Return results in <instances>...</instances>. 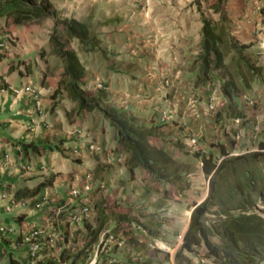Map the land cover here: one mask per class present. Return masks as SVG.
Masks as SVG:
<instances>
[{"label":"crops","instance_id":"0c3cea01","mask_svg":"<svg viewBox=\"0 0 264 264\" xmlns=\"http://www.w3.org/2000/svg\"><path fill=\"white\" fill-rule=\"evenodd\" d=\"M193 2L68 0V16L93 25L97 36L96 51L78 53L75 49L85 69L84 89L101 94L107 103L126 111L137 124L151 127L150 143L165 150L173 160L192 153L209 155L212 160L230 151L248 153L255 145L237 125L232 123L228 128L230 137L241 134L244 139L232 143L227 135L222 136L221 127L227 128L223 121L234 118L227 114L226 107L216 113L206 109L213 85L197 82L202 22ZM228 16L232 21L238 17L233 13ZM249 20L242 14L239 23ZM46 26L50 27V20ZM235 26L234 34L244 31L238 27L241 25ZM40 29L37 24L27 28L23 24H6V19L0 18L1 38L7 45L0 57V189L9 190L10 195L18 190L25 194L19 200L22 206L11 211L5 209L6 200L0 201V225H12L16 233L30 226L54 231L59 239L58 248L43 264H70L81 250L87 256H81L76 264H89L98 234L92 240L94 243L86 248L85 243L90 241L89 230L96 226L102 206L107 220L104 225L127 242L123 248L104 250L96 264H174L173 255L179 247L177 236H183L192 208L183 202L176 207L169 200H179L184 192L174 193L173 187L164 184L168 199L164 204H153L152 197H145L153 215L139 218L136 210L142 202L145 175L136 170L130 177L123 164L126 154L117 146L113 128L98 112L78 111L77 104L63 90L53 95L59 78L47 72L48 59L38 54L46 44ZM44 62V67H40L39 63ZM28 83L40 92L41 115L34 111L27 95L12 92ZM191 104L199 109L197 119L189 116ZM162 110L173 114L172 121L160 119ZM182 121H186L187 129L181 127ZM74 128L86 131L89 137L70 136ZM190 136L197 138L195 152L187 150ZM88 144H94L97 151L89 153ZM75 148L81 153L77 159L72 156ZM21 165L31 169L23 171ZM85 174L92 176L91 192L70 203V189L80 188ZM45 178L51 182L42 186ZM38 186L35 196L25 193ZM84 204L90 207L89 216L79 225L67 222V216ZM184 208L187 210L183 215ZM11 213L12 220H1L4 214ZM16 233L7 238L0 236L2 264L9 260L25 262V248L11 250L9 246L18 238ZM155 242L170 251L147 248ZM112 260L115 263H110Z\"/></svg>","mask_w":264,"mask_h":264},{"label":"trees","instance_id":"16d2710c","mask_svg":"<svg viewBox=\"0 0 264 264\" xmlns=\"http://www.w3.org/2000/svg\"><path fill=\"white\" fill-rule=\"evenodd\" d=\"M202 1L207 0H195L194 4ZM224 2L214 0L211 7L214 14H219V23L201 16L202 37L197 55V82L204 85L210 83L214 74L227 69L225 59L228 54L235 52L236 73L234 78H228L221 84L220 91L228 101L233 100L236 106L238 95L250 90L245 74L257 79L263 86L264 78L259 69L242 55L249 45L224 33L222 24L225 14L221 8ZM0 18L13 25H22L33 20L53 21V30L48 40L50 54L62 65L53 95L63 90L77 104L78 111L98 112L109 123L114 130L117 146L126 154L123 164L130 177H133L136 170L145 175L142 178L143 198L151 193L156 194L160 185L167 184L174 189L177 184L186 183V173L182 172L172 157L162 148L150 143L151 127L137 124L126 111L107 103L101 94L84 89V66L77 52L66 46L60 38L68 42L76 41L80 51L94 52L97 49V36L90 31V26L74 18L58 19L46 4V0H42L39 5H33L31 0H0ZM57 28H60L58 33ZM259 147V151L225 157L219 164L209 155H192L195 159H200V168L207 181L208 191L200 203L191 202L189 223L181 244L173 255L175 264H192L184 259V254L195 255L198 249H202L203 256L211 264H264L263 144ZM50 182V178H45L41 185L47 186ZM39 186L25 193L30 197L35 196ZM13 196L19 201L25 194L18 190L13 192ZM168 197V192L163 191L158 204ZM257 208H260L261 213L257 212ZM100 209L96 226L89 230L90 241L85 243V248L95 242L92 240L107 221L102 206ZM85 253L82 250L78 252L72 257L70 264H76L81 256L86 257ZM8 264L17 263L9 260Z\"/></svg>","mask_w":264,"mask_h":264},{"label":"rangeland","instance_id":"374dc122","mask_svg":"<svg viewBox=\"0 0 264 264\" xmlns=\"http://www.w3.org/2000/svg\"><path fill=\"white\" fill-rule=\"evenodd\" d=\"M41 1L42 0H31V3L33 5H39ZM223 1L225 2L221 8H222V12L225 14V21L222 24L224 33L226 34V36L232 37L234 40H238L240 43L249 45V47L242 53V55L245 59L248 60L249 63H251L254 67L259 69L261 76L264 78V48L262 46L264 42V0H228L229 5H228L227 0H223ZM213 3H214V0L202 1L199 4H194L193 2L195 8L200 14V17L204 16L206 19H210L216 23H219V14H214L211 10ZM240 3L242 4V6L240 5ZM46 4L50 6L51 11L55 14L56 17H58V19L72 18L68 16L70 15L68 0H46ZM229 13H233L237 15L238 16L236 17L237 20L236 21L230 20L231 18H229L228 16ZM242 14L245 15L247 19H250L249 23H244V21L239 23V21L241 20ZM47 20H50V19L33 20L30 22L24 23L23 26L24 28H27V27H31L32 25L37 24L38 26L41 27L40 29L41 32L40 31L39 32L43 33L46 44H44L43 47L40 48L38 54L41 55L42 57H47L48 59L47 60L48 62L46 61V63L48 64L46 67L47 72L51 73L54 76V78L57 79V78H60L62 65H61V62L57 58H55L54 56L50 54V47H49L48 40H49V35L51 34L53 30V21L50 20V27L48 28L46 26ZM6 24L8 23L6 22ZM86 24L90 26L89 27L90 31L93 32L94 31L93 25H90L88 22H86ZM235 25H241L238 27H240V29L244 31H242L240 34H237V35L234 34L235 33L234 29L237 27ZM59 29L60 28H57V33L58 31H60ZM1 34L2 33H0V39H3L1 38ZM58 35L60 37V34ZM44 38L41 36L40 40L43 41ZM60 40L63 41L64 44L68 46L69 48L73 50L78 49V53L83 52L79 50V47L77 46L76 41L70 40L68 42L67 40H64V39L62 40V38H60ZM47 47L49 49L48 55H47ZM235 58H236L235 52L228 54L225 59L227 69H225V71L223 72L214 74L213 80L210 82L213 85V88L216 89L218 92H220V94H221V91H220L221 84L224 81L228 80V78L229 79L234 78L233 75H235L236 70H237ZM39 65L40 67H44L45 62L39 63ZM245 75H246V78L248 79L250 90L248 92L240 93V95H238V98H236V104L238 106L234 105L233 100L228 101L221 94L222 98L224 99V104L219 110L221 111L223 107H226L225 109H227V114L230 116V118L241 116L243 117L242 119H247L245 120V122H249L253 120V118L249 116L250 114L253 115V117L257 115L259 117L258 118L259 125L262 129L260 137L263 138L264 137V86L261 83L257 82V79L255 80V78L250 77L249 74L248 75L245 74ZM245 96L251 98L252 101H256L258 108L255 109L253 108V106L246 104L244 100ZM245 122H243L238 127L241 130L243 129L244 135L247 136L251 130V127H250V123L247 124ZM223 124L227 128L221 127L222 136L227 135L229 137V135L226 133V130L228 128H231L230 125H233L232 121L231 120L223 121ZM239 135L240 137L242 136L241 134ZM230 139L229 141L232 142ZM228 147H230V144H228ZM174 161L181 168L182 172L186 173V176H185L186 183L177 184L175 186V188L173 189L174 193L177 192V190L179 191L178 193H181V192H184V193H183L182 198H180L179 200L170 198L169 204H172L177 207L179 206L181 202H183L189 207L191 205V202L199 201L206 197L207 191H208L207 181L204 175L200 174L202 173L201 168H200V160L195 159L194 157H192V155L187 156L184 154V155H181L179 158L175 159ZM143 186H144V182H143ZM159 188L160 190L157 191V193L159 192V195L157 193H156L157 195L154 193H151L148 196V197L153 198V201H151V203L153 204L155 203L158 204L159 201L161 200V194L163 193L162 191L164 190H163L162 185H160L158 189ZM162 203L164 204V201H162ZM185 210H187V208H184V210L182 211L183 215L185 213ZM136 212L139 218H145V217H148L149 215L150 216L153 215L152 214L153 209H150V204H148V202L145 201L144 198H142V202L138 204V208ZM257 212L261 213L260 208H257ZM4 215L5 216L3 217V219L1 217V220L3 222H5L4 221L5 219L12 220L14 213L4 214ZM174 225H175V220L173 222V229H175L174 231H176L177 227H175ZM173 234H175V232H173ZM202 258H205L202 254V249H198L195 255L188 254V253L184 254V259H188V261H190L192 264H197V262ZM173 263H174V260H173ZM183 263H185V260H183Z\"/></svg>","mask_w":264,"mask_h":264},{"label":"built area","instance_id":"2783aa9c","mask_svg":"<svg viewBox=\"0 0 264 264\" xmlns=\"http://www.w3.org/2000/svg\"><path fill=\"white\" fill-rule=\"evenodd\" d=\"M264 48V42L262 44ZM7 45L6 42L3 39H0V55H3V53L6 51ZM100 88L103 86L100 84ZM12 92L15 95L19 94H25L29 97V100H31L33 104L34 111L41 115L42 114V99L40 92L33 87V84L28 83L24 87L20 89H12ZM244 100L246 104L253 106V108L257 109V102L252 101L251 98L245 96ZM224 104V99L222 98V95L220 92H218L216 89L212 88L209 96L206 100V109L210 113H216ZM188 113L189 116L193 119H197L199 117V109L195 104H191L188 107ZM173 114L167 110L160 111V119L163 121H172ZM243 117H234L232 119V123L239 126L245 120L242 119ZM254 121V122H253ZM253 123L251 125V130L249 134L247 135V138L255 145L254 149L249 150L250 152L259 151L260 144H263V151H264V137H260V134L262 132V129L258 122V116L254 117ZM249 123V122H245ZM181 127L183 129H187V123L186 121L181 122ZM226 133L229 135L231 134V129H227ZM76 136V137H89L88 133L86 131H83L79 128H74L72 132L70 133V136ZM232 137V138H231ZM229 139L231 141L239 142L241 139H244V136H241L239 134H234ZM197 145V138L194 136H190L188 138L187 142V150L189 152H195V148ZM87 151L89 153H94L97 151V147L94 144H88L87 145ZM244 154V153H242ZM81 155L80 150L78 148H75L72 151V156L79 158ZM240 154H235L233 151H230L227 153L226 156H221L217 158V161L220 162L225 157L230 156H236ZM4 159L6 160V156L4 155ZM118 162H120V159H117ZM23 171H29L31 167L29 165H21L19 167ZM92 176L90 174H85V177L83 179V183L80 186V188L74 187L71 188L69 191V200L74 201L78 198H80L82 195H87L92 190ZM7 202L6 211H11L15 208H20L22 206V201H16L14 199L13 195H10L9 190L6 189H0V201ZM37 208H39L40 203H37L35 205ZM90 214V207L88 205H82L79 206L73 213H70L66 220L67 222L71 223V225H79L81 224L86 217H88ZM69 220V221H68ZM16 233L15 227L12 225H0V236L7 238L10 235H14ZM18 235L17 239H14L10 243V249L11 250H17L20 247L25 248V262L24 264H43V260L50 257V254L58 248V235L51 230H46L45 228L38 227V226H30L26 230L16 233ZM182 241V236H177V243L180 245ZM127 240L125 237H123L121 234H117L113 232V230L107 226H103L102 229L99 231L97 236V241L94 246V256L90 259L89 264H96L98 260V255L101 254L104 250L107 249H117V248H123L126 245ZM149 249L151 250H165L166 252L170 251L169 247H165L164 245L160 243H151L147 245ZM110 263H115V260H112ZM2 264V263H0ZM197 264H211L206 258L200 259Z\"/></svg>","mask_w":264,"mask_h":264},{"label":"clouds","instance_id":"9594fccd","mask_svg":"<svg viewBox=\"0 0 264 264\" xmlns=\"http://www.w3.org/2000/svg\"><path fill=\"white\" fill-rule=\"evenodd\" d=\"M238 117H239V116H238ZM232 142H234V141H232ZM248 153H250V152H248ZM193 154H195V153H192V154H190V155H193ZM244 154H245V153H244ZM246 154H247V153H246ZM226 155H227V153H225V154H222V153H221V155H219L218 157L226 156ZM218 157H217V158H218ZM217 158H216L214 161H215L217 164H219L222 160H221L220 162H218V161H217ZM200 165H201V163H200Z\"/></svg>","mask_w":264,"mask_h":264}]
</instances>
